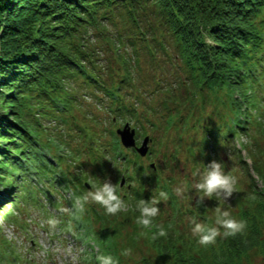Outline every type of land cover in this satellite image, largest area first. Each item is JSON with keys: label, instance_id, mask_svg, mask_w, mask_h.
Listing matches in <instances>:
<instances>
[{"label": "trees", "instance_id": "obj_1", "mask_svg": "<svg viewBox=\"0 0 264 264\" xmlns=\"http://www.w3.org/2000/svg\"><path fill=\"white\" fill-rule=\"evenodd\" d=\"M142 13L152 17L149 25L153 27L140 37L127 35L135 63L130 64L118 51L117 63L124 64L125 74L107 73L97 64L98 51L91 44L93 30L106 29L116 17L126 14L135 24L143 23ZM138 39L146 43L139 45ZM144 46L152 60L158 53L169 58L173 49L170 59L177 66L169 81L155 79L152 90L148 89L153 91L149 96L158 93L157 104L145 102L146 92L136 77V69L140 71L137 53ZM76 89H86L100 104L106 100L109 108H104L114 117L109 124L102 119L106 123L102 126L101 118L91 112L95 121L91 132L85 133L80 125L71 126V133L62 131L56 138L70 152L52 154L46 150L47 126L42 119L49 113L60 116L57 111H76ZM151 115L163 118L159 126L171 136L154 140L161 160L155 167L153 162L144 165L134 149L125 151L114 127L123 121L138 124L140 117ZM52 122L61 127L65 124V120ZM149 123L154 126L152 120ZM238 134L244 139L238 140L237 151L246 152L241 154L240 164L249 176V206L240 200L239 214L247 228L234 238H218L209 249L198 247L197 238L187 241L183 221L185 215H195L187 204L178 206L173 183L189 163L194 171L214 159L222 162L219 151L229 149ZM74 138L84 147L85 160L83 147L80 151L71 147ZM183 153L185 159L178 163ZM107 158L113 161L115 178L124 176L131 184L123 191L121 180L111 179L120 184L118 194L126 210L110 216L99 205L88 204L81 221L68 214L64 224L69 231L75 227L77 236L88 245L93 241L99 247L89 264H97L98 254H111L119 264H129L121 252L137 249L140 238L156 256L134 264H242L252 249L261 253L264 264V0H0V188L17 205L22 195L16 188L26 183L43 186V175L52 170L63 191L71 189L74 195H81L88 191L85 179L91 177L85 166L92 169L89 174L99 185L107 179ZM62 159L67 167L61 165ZM167 169L171 176L163 175ZM97 172L102 173L100 182ZM155 190L168 192L170 198L161 202L160 215L153 220V225L163 224L168 235L153 241L155 227L142 229L134 221L139 215L136 203L150 199ZM67 202L71 208L73 199ZM205 206L204 201L197 207L200 214ZM195 217L206 223L211 220L205 215ZM142 231L147 236H141ZM12 260L32 263L0 237V264H14Z\"/></svg>", "mask_w": 264, "mask_h": 264}, {"label": "rangeland", "instance_id": "obj_2", "mask_svg": "<svg viewBox=\"0 0 264 264\" xmlns=\"http://www.w3.org/2000/svg\"><path fill=\"white\" fill-rule=\"evenodd\" d=\"M140 18H142L144 22L140 24H135L132 21V17L130 15H122L121 18L116 17L114 23H109L106 29L100 28L93 30L91 44L93 45V47L96 46L95 50L98 51L97 64L101 66V68L104 67V70L107 73L114 71L115 73L118 72L117 74L119 75L125 74L124 64L117 63L118 51L123 54L124 59L127 60L130 64L133 65L135 63L133 51L134 48L130 46V43L126 42V39H128L127 35L131 34L136 37H140L142 36L141 32H144L146 28H149L150 30L153 27L151 16L142 13L140 14ZM149 23H152L150 24L152 25V27H150ZM121 29H124V31L122 32V34H120V36H118ZM157 34L160 35V30H157ZM111 37L113 38L110 39ZM121 41H123V45L119 46V44H122ZM136 42L139 43V45H143L146 43L145 41H140L139 39ZM119 47L121 48V50L118 49ZM170 47H172L171 44ZM169 54L170 56L173 55V49L169 50ZM137 55L138 62L136 66L139 67L140 71L136 69V77L139 79H137V81H139L141 90H145L146 92V98H144L145 102L152 101L157 104L159 97L158 93H154L152 96H149V94L153 93V91L151 92V88L153 87V84H155L154 80L163 79L169 81L170 78L173 77L177 66L173 67L170 56L168 58L167 56L162 55L161 53H158L157 57L154 58L155 60H152V57L149 54L148 50L145 48V46L138 50ZM106 72L104 76H106ZM148 89L151 90L149 91ZM75 95L78 96V105L76 107V111L73 110L72 113V110H68L63 114L60 113V111H52L60 114V116L56 115L55 113H49L46 115V119H42V122L47 126L46 150H48L52 154H55V152H57L58 150H61V152L63 151L62 153L65 154L70 152L65 146V144H59L60 141L58 138H56L57 134H60L62 131L71 133V131L69 130L71 126L80 125L84 128V130H86L85 133L91 132V126L95 124V121L91 117V112L98 115L99 119L101 118L100 124L102 126L106 125L104 121H101L102 119L106 118L107 124H109V122H111L112 118L114 117L113 112H106L104 108L107 107V110L109 108V105H107L106 100H103V104L96 102L95 97L90 96L86 89H76ZM126 101L128 102V99H126ZM141 107L143 108V105L140 106V108ZM53 119L58 120L60 122L62 120H65L64 127H61L60 125L57 126V124L55 126L54 122H52ZM149 120H152V122H154V126H151ZM161 122H163V118H159V116L157 115H151V117H149L148 119L140 117L138 124L135 120L123 121L116 123L114 127L117 133L118 128H123L126 123H129L132 128L136 129V139L138 145H141L143 139L146 136H149L151 139L149 142V152L146 156L140 155V161L146 166L149 165L151 162H153L152 164L156 166V164L160 163L161 160L159 158V154L156 153L154 140L163 141L167 138V136L171 139V136H169L168 132H163V129H161V127L159 126ZM138 131H140L139 135L137 134ZM170 134L174 135L173 132H170ZM118 137L121 142L119 135ZM197 137L198 136L196 135L193 136V138ZM241 139H244V137H241V135L238 134L237 139L233 144H230L231 147L229 149H225L222 147V149L219 151L222 162L225 164V170L231 172V174L237 177V183L235 185L236 191L234 192L233 196L228 200V202L225 203L222 200H217V198H206V206L200 210L203 212L202 214H200V212H198V208L195 206L196 201L193 202V199L196 200L198 198V194L195 192L194 189H190L192 183V174L195 170L192 171V166L194 165L192 163H189L188 165H186L187 170L182 171L183 174H177L175 183H173V189L181 184H187L189 186L184 197H179L178 206L187 204L185 206H187L188 209H192V214H194L195 216L205 215L206 217L210 218L212 217V211L216 206L229 208L230 205L231 207L229 208V210L231 211L232 215L235 218L240 219L239 214L240 209L242 208L240 200L243 201V203H247V206H249L247 199L248 192H246L247 185L249 183V176L247 175V170H243L240 164L241 154L246 155V152L244 150L241 151L242 153L237 151V149L240 148L238 140ZM121 146L125 151L127 150L128 152L132 151L133 149L124 147L122 143ZM71 147H76L80 151L81 147L83 146L80 144V141L74 138L71 143ZM154 149L155 151L153 153ZM83 150L84 147L82 148V152ZM82 157L85 160L88 156L85 154V152H83ZM183 159H185L184 153L181 155V158H179L180 161L178 163H180ZM65 160L62 159L61 161V165L63 167H67V162H65ZM246 160L251 166V160L249 158H247ZM105 163L108 164L110 168L108 172L104 174V177H107V179L110 180L115 179L116 181L123 179L124 176H119L117 179L115 178V174L113 172L115 166L113 164V161L107 158L105 159ZM85 167V173L88 176H91L85 179L86 182H89V184L94 183V175L89 174V171H91L92 169H90L88 166ZM179 167H182V165H179ZM72 169L74 170V166ZM100 174L98 172L96 174L98 179L97 181L99 182L103 180L102 173ZM163 175L171 176L172 174L170 173V169L165 170ZM41 180H43V186H37L36 184L26 183L25 185L20 184L18 188H16L18 194L22 195V199L19 198L17 205L12 204V196L7 194L3 189L0 188L1 239L4 238L7 239V241L13 243V245L16 247L17 251L22 255V257L32 262H21L20 264H89L91 262L92 254H96L98 251H100L99 247L94 244L93 241H90L92 246L82 241L81 238L78 237L79 232L77 229H75V227H69L72 228V230L70 231L69 229L64 227V224L66 223V218L69 215L60 213L59 209L57 208L58 206H60V204L61 208H70L67 199H72L74 193L71 189H68V191H63V189L60 188L59 182H57L56 172H53L52 170L46 171V174L43 175ZM189 182L191 183L189 184ZM127 185L128 183L126 178V182L121 185L123 186V191L127 190V188L125 187L130 188L131 184L128 186ZM57 186L59 187L58 189H56ZM73 188H75V186ZM44 190L46 192H44ZM87 190H91V185L90 187L87 186ZM51 216H55L61 221L58 228L54 231L50 230L46 224L47 219ZM188 217H192L190 213L188 215H185L183 218L187 241H189L190 238L196 239L191 234V226L188 222ZM81 220L82 218L80 217L79 221ZM212 222L213 220H210V222L208 223ZM94 226H96L95 229L98 228L97 223H95ZM123 241H125V238L123 239ZM195 242L198 247L201 246L197 243V239L195 240ZM216 244L217 242L214 245ZM137 245L138 248L131 249V255L128 256L127 260L129 261V264H134L136 261L143 259L144 257H148L149 259L155 258L156 251L149 244L145 243L142 238L138 239ZM207 248L209 249V246H207ZM12 261L14 262V264H19L17 260ZM262 261L263 258L261 253H259L257 249H252L249 252L248 256H245L242 259V264H263ZM139 264L143 263L141 262Z\"/></svg>", "mask_w": 264, "mask_h": 264}, {"label": "clouds", "instance_id": "obj_3", "mask_svg": "<svg viewBox=\"0 0 264 264\" xmlns=\"http://www.w3.org/2000/svg\"><path fill=\"white\" fill-rule=\"evenodd\" d=\"M237 177L231 172L225 171V164L216 160H212L202 168L197 167L192 174L191 188L198 194L196 207L204 204L205 199L216 197L217 200H222L227 203L236 191L235 185ZM120 184L112 183L110 179H105L99 185L93 183L91 190L73 196L72 207H63L59 209L60 213L69 214L76 220L80 219V215L85 211V206L88 204H96L102 207L106 215L115 216L119 212L126 210L127 205L118 194ZM187 184L178 185L173 189L176 196L183 198L188 190ZM169 194L163 190H155L150 199H139L135 205L139 215L135 219V224L142 229L151 230L155 227L156 231L152 233L153 241L161 237H167L168 232L163 224L153 225V220L160 215L161 202L167 203ZM231 206L229 205V208ZM229 208L216 206L212 211V223H206L199 220L197 217H188V222L191 226V234L197 238V243L207 247L214 245L218 238L227 239L244 234L247 228V221L235 218ZM61 221L55 216L47 219L46 224L50 230H56ZM171 227V225H169ZM141 236H147V232H141ZM131 249H124L121 255L128 257L131 255ZM97 264H119V260L111 254H98L95 257Z\"/></svg>", "mask_w": 264, "mask_h": 264}, {"label": "water", "instance_id": "obj_4", "mask_svg": "<svg viewBox=\"0 0 264 264\" xmlns=\"http://www.w3.org/2000/svg\"><path fill=\"white\" fill-rule=\"evenodd\" d=\"M117 134L120 136L121 143H123L124 147L135 149L141 156H146L148 154L149 142L151 140L150 137L146 136L143 139L142 144L138 145L136 139V129L132 128L129 123H126L123 128H118ZM152 167H155V165L152 164ZM125 182L126 178L123 177L120 184L123 185ZM86 185L90 187L88 182H86Z\"/></svg>", "mask_w": 264, "mask_h": 264}]
</instances>
